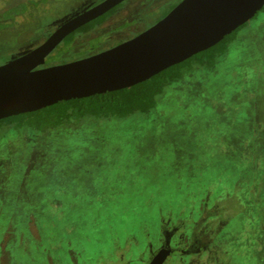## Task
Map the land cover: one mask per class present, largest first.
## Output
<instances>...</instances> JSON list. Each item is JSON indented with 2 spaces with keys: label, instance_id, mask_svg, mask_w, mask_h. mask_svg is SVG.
I'll return each instance as SVG.
<instances>
[{
  "label": "rangeland",
  "instance_id": "obj_1",
  "mask_svg": "<svg viewBox=\"0 0 264 264\" xmlns=\"http://www.w3.org/2000/svg\"><path fill=\"white\" fill-rule=\"evenodd\" d=\"M178 1L131 0L71 50L140 32ZM263 130L264 6L145 113L0 132V264H145L164 230L207 244L195 264H264Z\"/></svg>",
  "mask_w": 264,
  "mask_h": 264
},
{
  "label": "water",
  "instance_id": "obj_2",
  "mask_svg": "<svg viewBox=\"0 0 264 264\" xmlns=\"http://www.w3.org/2000/svg\"><path fill=\"white\" fill-rule=\"evenodd\" d=\"M122 1H98L73 14L35 48L0 64V118L131 86L216 44L264 6V0H180L112 47L34 68L68 33ZM164 257L160 249L147 264H161Z\"/></svg>",
  "mask_w": 264,
  "mask_h": 264
},
{
  "label": "trees",
  "instance_id": "obj_3",
  "mask_svg": "<svg viewBox=\"0 0 264 264\" xmlns=\"http://www.w3.org/2000/svg\"><path fill=\"white\" fill-rule=\"evenodd\" d=\"M173 6L174 5H172V7ZM24 8L25 6L22 3L5 8L0 13V17H13L15 13L24 11ZM168 10L164 13L166 14ZM109 12L110 11L94 18L78 27L75 32L68 34L63 42L57 46V52L50 57L60 58L64 51L71 50L74 45L72 41L76 39L77 33H86L99 24ZM2 26L3 25L0 24V27ZM239 27L224 36L216 44L193 54L181 62L170 65L151 77L131 86L80 98L60 100L38 110L7 116L0 120V129H35L36 131H45L41 133L49 136L52 133L49 132V130L52 128L75 124L86 117L93 119H108L122 118L135 112L145 113L154 107L156 96L162 92L167 84L179 80L183 74L194 65L213 64L216 56L222 54L226 50L227 44L232 40ZM90 45L91 47L97 46V44L92 43L91 40L89 42V47ZM262 146L264 148V130L262 132ZM28 219L29 222L27 223L32 222L31 217Z\"/></svg>",
  "mask_w": 264,
  "mask_h": 264
},
{
  "label": "flooded vegetation",
  "instance_id": "obj_4",
  "mask_svg": "<svg viewBox=\"0 0 264 264\" xmlns=\"http://www.w3.org/2000/svg\"><path fill=\"white\" fill-rule=\"evenodd\" d=\"M88 0H83L80 4L77 6L71 7V9L65 13L63 16L58 17L52 16L49 19H46L47 16H51L54 14V9L57 8L58 0H7V2L4 4L3 7L0 8V13L5 9L12 6H15L17 4H24L25 8L24 11L15 13L13 17H0V24L3 25L0 27V64H3L19 55H22L31 49L38 46L46 37L53 32L57 27H59L60 24H62L65 20L75 15L78 12H81L85 8L89 7H83L84 4ZM91 2V0H89ZM100 1V0H99ZM131 0H123L119 4L115 5L114 7H111L108 9L110 11L105 18L97 24L95 27L91 28L88 32H92L99 27H102L109 18L114 15L117 10L125 7H129V2ZM98 1L91 4L94 5ZM47 8L46 15H43L42 10L43 8ZM106 11V12H108ZM104 12V13H106ZM103 13V14H104ZM102 15V14H101ZM100 16V15H99ZM97 18V17H96ZM93 20V19H92ZM76 30V29H75ZM72 31V32H75ZM70 32V33H72ZM68 33V34H70ZM137 32H132L128 36L126 35H118L113 36L106 44L103 46L97 45L96 47H90L86 49H80L75 52H72V50L64 51L60 58H51L50 56H53L57 50V46L63 42L64 38L68 35H66L46 56H45V62L43 64L37 65L34 68H39L43 66L58 64L78 59L84 56L91 55L93 53L102 51L104 49H107L109 47H112L126 39H129L130 37L136 35ZM82 35L81 33H77L76 39L78 36ZM76 39L72 41V44L75 43ZM83 52V54H82ZM50 58V59H49ZM41 109V108H40ZM38 110V109H36ZM34 111V110H32ZM29 112V111H26ZM23 113V112H22ZM19 114V113H18ZM15 115V114H13ZM11 116V115H9ZM7 117V116H6ZM4 118V117H3ZM2 118H0L1 120ZM9 129V128H8ZM7 129L3 128L0 129V132H6ZM14 131H28V130H34L35 129H22L19 128L18 130L13 129ZM163 238L160 241L153 246L151 243L147 244V249L149 251V258L145 264L149 262V260L153 257V255L158 252L160 249H164L165 257L161 264H168V261L170 258L177 256L181 259L182 262L188 261L187 264H195L194 261L197 258H201L202 254H204V251L207 248V244L203 245L201 242L198 241V239L194 237L192 240H190L188 243V246H184V244H181L184 240H180L181 234L176 235V233L170 232L169 230L163 231ZM178 240V241H177ZM185 240H188L185 236ZM211 246H213L211 244ZM211 250H213L211 248ZM192 260L189 263V259Z\"/></svg>",
  "mask_w": 264,
  "mask_h": 264
}]
</instances>
